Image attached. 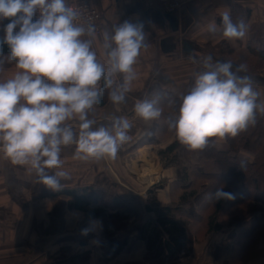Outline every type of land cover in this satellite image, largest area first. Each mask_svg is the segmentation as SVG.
Returning a JSON list of instances; mask_svg holds the SVG:
<instances>
[{
    "label": "clouds",
    "instance_id": "9594fccd",
    "mask_svg": "<svg viewBox=\"0 0 264 264\" xmlns=\"http://www.w3.org/2000/svg\"><path fill=\"white\" fill-rule=\"evenodd\" d=\"M80 15L67 0H0V22L9 19L0 38V72L5 64L20 70L0 81V151L12 164L29 166L38 183L54 191L69 177L59 170L63 148L74 145L73 158L80 161L115 159L130 139L127 117L114 116L110 123L95 126L89 112L105 93L113 104L125 102L137 79L134 66L149 46L142 23L115 24L103 33L107 62L101 63L92 40L83 38L94 36L95 25L78 24ZM220 27L229 40L243 39L247 32L245 21L234 22L228 11ZM208 31L215 33L217 25H208ZM199 63L203 70L168 125L190 150L204 149L210 138H234L256 124L258 112L264 114L253 79L239 74L246 71L245 65L234 69L231 61H214L211 55H203ZM157 104L158 98L139 100L134 112L145 121L156 120L162 115ZM76 118L78 131L69 123ZM211 198L235 196L219 188Z\"/></svg>",
    "mask_w": 264,
    "mask_h": 264
},
{
    "label": "trees",
    "instance_id": "16d2710c",
    "mask_svg": "<svg viewBox=\"0 0 264 264\" xmlns=\"http://www.w3.org/2000/svg\"><path fill=\"white\" fill-rule=\"evenodd\" d=\"M36 19L37 14L33 17L34 21ZM8 22V18L0 22V38L4 37L3 27ZM261 29L264 31V25ZM226 50L240 65H245L246 69H264V32L259 33L253 29L246 48L238 53L229 47ZM3 51L5 54L8 52L6 44ZM191 87L189 85L181 96L160 86L151 88L150 96L152 99L158 98L157 106L162 115L151 123L150 130L173 133L168 125L178 116L181 99ZM108 101L105 93L98 105H106ZM152 141L159 143L155 139ZM242 153H248L251 159L247 160ZM158 154L165 167L177 169L178 176L172 186L179 191L177 202L180 205H174V201L162 205L155 193L156 187L150 190L144 207L147 216L137 222L134 236L145 248V261L149 264H171L178 257L191 252L195 242H204L202 248L206 253L213 251L216 256L227 254L222 264H249L253 259L264 257L263 114L258 112L256 124L234 138H210L209 145L204 149H188L179 143L174 133V138L166 147L158 149ZM241 162H244L243 168L240 166ZM103 176H97L93 184L62 188L59 191L38 183V177L33 185L24 183V187L32 192L35 199H58L49 215V225L41 231V234L52 236L65 233L59 243H69L67 247H62L61 252L63 256H68V261L56 264H86L91 254L86 252L71 255L70 243L85 246L96 238L92 231L76 237L66 233V215L69 211L82 212L84 222L92 219L101 221V236L105 239L100 244L102 261L116 259L129 246L130 237L122 234L127 231L132 219L137 220L142 216L138 214L134 202L125 201L104 187H113L114 181L107 176L101 181ZM219 188L233 193L235 198L212 199L211 194ZM65 196L68 197L67 200L61 199ZM15 200L24 202L21 197ZM196 224H202L199 235L193 231ZM217 233L222 236L221 242L212 240Z\"/></svg>",
    "mask_w": 264,
    "mask_h": 264
},
{
    "label": "crops",
    "instance_id": "0c3cea01",
    "mask_svg": "<svg viewBox=\"0 0 264 264\" xmlns=\"http://www.w3.org/2000/svg\"><path fill=\"white\" fill-rule=\"evenodd\" d=\"M78 1L80 0H67L72 7ZM88 1L105 15L103 33L106 30L110 31L113 25L125 21L142 23L149 45L141 50L134 66L137 79L133 81L125 102L113 104L109 100L106 105H97L89 112V118L96 121L95 126L110 123L114 116H125L129 119L132 124L129 131L130 139L120 148L119 151L123 152L131 151L136 145L135 136L139 126L135 121L138 116L134 112V105L143 98V94H148L154 86H160L176 96L183 95L185 89L193 85L195 75L203 70L199 63L203 55H211L214 61H231L235 69L240 63L232 58L226 47L238 53L246 48L253 35V29L259 33L264 32L261 29L264 25V0H192L172 13L164 10V0ZM225 11L230 12L234 22L240 19L245 21L247 32L243 39L229 40L222 35L221 17ZM213 23L217 25L215 33L208 31V25ZM103 33L101 37L83 38L92 40V50L97 53L98 60L106 64ZM191 57H196V62ZM18 71L20 70L14 64H5L3 72H0V81L11 78ZM239 74L248 75L253 79L254 88L259 93L258 102L264 104V69L255 71L247 68L245 72ZM148 95L144 97L147 99ZM138 120L146 125L149 123L142 118ZM69 123L76 131L79 130L78 118ZM74 151V145L62 149L61 158L64 164L59 170L69 173L67 179L61 180L63 189L93 184L97 176L105 173L106 169H112L117 161V158L80 161L73 158ZM127 166L134 173L130 158L127 160ZM36 182L34 170L29 166L12 164L0 151V264H52L50 257H58L61 254L60 247L63 243H58L59 237L41 234L43 227L46 228L50 223L49 215L58 199L49 197L35 199L32 192L24 187V183L33 185ZM18 197L24 202L16 201ZM83 218L80 211L67 212L66 229L73 231L76 223ZM87 229L100 236L102 223L99 219H92ZM91 245L96 247L86 264H106L101 260L100 246L93 241ZM132 246L130 241L129 246L119 256L121 258L119 263L122 264L124 260L131 258L135 262L149 264L143 258L144 246L138 244L142 255L131 249ZM79 250L80 246L75 249L72 247L71 254ZM202 253H206L204 248L195 247L191 255H183L174 264L223 263L218 260L219 258L217 260L211 259L210 256L203 258ZM201 259L203 261L200 263ZM249 264H264V257L253 259Z\"/></svg>",
    "mask_w": 264,
    "mask_h": 264
},
{
    "label": "rangeland",
    "instance_id": "374dc122",
    "mask_svg": "<svg viewBox=\"0 0 264 264\" xmlns=\"http://www.w3.org/2000/svg\"><path fill=\"white\" fill-rule=\"evenodd\" d=\"M148 94H150V92ZM148 94H146V93L143 94V96H142L143 98L141 100L146 99V97H144V96H146ZM147 99L151 100L152 97L150 95H148ZM139 118L140 117H137L135 120V121H137V124L139 126V128L137 129V132H136V136H135V138L137 140L136 145L134 146V148L131 151H126V152L119 151L117 154V157H116L117 161L114 163V166L112 167V169H106V172L102 173L104 176L102 178H100V180L102 181L104 179V177L107 176L111 181H114L113 187H111L112 185L107 186V187L104 186V187L106 189H108V191L110 193L119 195L125 201L134 202V205L136 206L135 208H136L138 214H140V216H142V218L137 219V220L132 219L130 221V224H129L127 231L122 234V236L128 235L130 237L132 244H133V246L130 248L134 249L136 252H138L139 255H142L141 250L138 247V244L139 243L142 244V242H140L139 240H135V238H134V236L136 234L135 227L137 225V222L141 221L145 216H147L146 212L144 211V207H145L146 201L149 198L150 190L153 189L154 187H156L155 193L158 194L160 204H162V205H167V204L171 203V201H174V205H180V204L177 202L178 201L177 200L178 199L177 198V196H178L177 192H179V191H178V189H176L172 186V183L174 182V180L177 179V176H178L177 175L178 174L177 169L175 167H165L164 163L162 162L161 156L158 154V149L166 147V145H168V143L174 138L175 132L173 130H171L173 133H169V131H165V133H163V131L160 132L157 129H155V131L150 130L151 123L154 120L149 121V123L146 125V124H144L143 121L138 120ZM152 139L158 140L159 143L152 141ZM145 149L148 150V152H150V155L152 156V159H153V161H152L153 162V168L158 171V175H157L155 181L152 182L151 184L145 183V182L140 180V167L138 166V158H139L140 154L143 152V150H145ZM242 154H243V157H245L247 160L251 159V156L248 153H242ZM129 158H130V163L132 165V169H133L134 173H132L130 171L129 167L127 166V160ZM83 217H84V215H83ZM79 219H81V218H79ZM88 223H89V221L84 222V218H83V220H79L76 223L75 227L73 228V231H68L66 229L65 232L68 234L74 235V237H76L77 235L80 236V235H82L81 233H83V230L87 229ZM201 225L202 224H196L195 229L193 228V231H195L198 235H199V233H201V230L199 229V227ZM89 231H92V230H88V232ZM64 235H65V233L56 234L53 236H57V238L59 237V239H60L61 237H64ZM210 237H212V236H210ZM221 238H222V236L220 235V233H217L215 236L213 235L212 240H213V242H221ZM59 239H58V243H59ZM104 240L105 239L101 235L98 236V234H96V238L93 239V242L100 246V244ZM203 243L204 242H195L193 250L191 252L186 253V255L187 254L191 255L194 252L195 247L202 248ZM68 245H69V243L63 242V245L60 247V251L62 252V247H64V246L67 247ZM70 245L73 247V249L80 246V250L78 252L74 251V253H72L71 255H73V254L79 255V254H83V253L88 252L92 256V254L94 252V248L96 247V246L93 247L91 244L81 246L80 244H78L76 242H72V243H70ZM194 254H196V253H194ZM68 255H70V254H68ZM100 255H102L101 248H100ZM201 255L203 258H206L207 256H210L211 259L214 258L216 260L219 258L218 260H221V262H223L227 258V254L221 255V256H219V255L216 256L213 251L212 252L210 251L208 253H202ZM144 256H145V253L143 254V258H144ZM182 256H180V257H182ZM67 257L68 256L65 257L61 253V254H59L58 257L52 256L50 258H52V264H56V263H60L59 261H63V260H66V262H67L68 261ZM180 257H178V258H180ZM119 259H121V258L117 257L116 259H114L112 261L106 262V264H120ZM177 259H175V261L171 264L176 263ZM202 261H203V259H201L199 262L201 263ZM125 262H135V261L130 258V259L124 260L122 264H124Z\"/></svg>",
    "mask_w": 264,
    "mask_h": 264
},
{
    "label": "built area",
    "instance_id": "2783aa9c",
    "mask_svg": "<svg viewBox=\"0 0 264 264\" xmlns=\"http://www.w3.org/2000/svg\"><path fill=\"white\" fill-rule=\"evenodd\" d=\"M192 0H164L163 8L166 12L172 13ZM80 12V18L77 20L78 24L87 25L89 23L95 25L96 32L95 37H101L104 27L105 15L100 10L94 8L88 0H80L73 6Z\"/></svg>",
    "mask_w": 264,
    "mask_h": 264
},
{
    "label": "bare ground",
    "instance_id": "6f19581e",
    "mask_svg": "<svg viewBox=\"0 0 264 264\" xmlns=\"http://www.w3.org/2000/svg\"><path fill=\"white\" fill-rule=\"evenodd\" d=\"M153 159L148 150L143 151L138 158V166L140 167V180L145 183L155 181L158 171L153 168Z\"/></svg>",
    "mask_w": 264,
    "mask_h": 264
}]
</instances>
